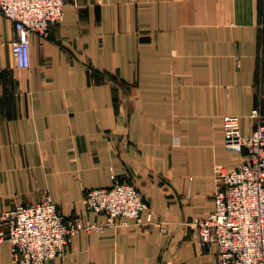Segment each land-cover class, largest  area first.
Returning <instances> with one entry per match:
<instances>
[{
    "label": "crops",
    "instance_id": "1",
    "mask_svg": "<svg viewBox=\"0 0 264 264\" xmlns=\"http://www.w3.org/2000/svg\"><path fill=\"white\" fill-rule=\"evenodd\" d=\"M12 40L0 13V214L47 192L104 225L84 190L129 179L157 218L80 230L43 264H219L190 222L213 210L216 171L246 159L224 147L222 117L250 134V110L264 114V0H66L30 36L29 67ZM0 264H16L3 239Z\"/></svg>",
    "mask_w": 264,
    "mask_h": 264
},
{
    "label": "built area",
    "instance_id": "2",
    "mask_svg": "<svg viewBox=\"0 0 264 264\" xmlns=\"http://www.w3.org/2000/svg\"><path fill=\"white\" fill-rule=\"evenodd\" d=\"M65 2L0 0V13L13 25L11 51L17 68L29 67L30 36L46 35L52 25L60 22ZM249 117L254 122L250 134L240 131L239 115L222 117L224 147L244 153L246 159L236 167L216 171L213 210L190 222L202 248L217 246L219 264H264V114L260 104L250 110ZM82 203L86 210L105 214L104 225H83L66 218L47 192L38 202L16 204L2 212L4 229L0 239L9 242L12 261L43 264L53 257H63L80 230L116 227L121 217L144 227L157 222L142 192L129 179L116 180L109 187L85 189ZM146 209V219L142 220Z\"/></svg>",
    "mask_w": 264,
    "mask_h": 264
}]
</instances>
